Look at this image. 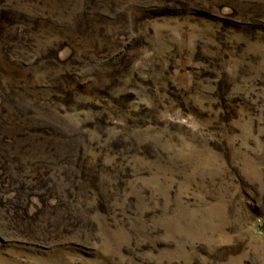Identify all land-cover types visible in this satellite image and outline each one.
<instances>
[{
  "label": "rangeland",
  "instance_id": "1",
  "mask_svg": "<svg viewBox=\"0 0 264 264\" xmlns=\"http://www.w3.org/2000/svg\"><path fill=\"white\" fill-rule=\"evenodd\" d=\"M264 0H0V264H264Z\"/></svg>",
  "mask_w": 264,
  "mask_h": 264
},
{
  "label": "trees",
  "instance_id": "2",
  "mask_svg": "<svg viewBox=\"0 0 264 264\" xmlns=\"http://www.w3.org/2000/svg\"><path fill=\"white\" fill-rule=\"evenodd\" d=\"M262 226V228H263V230H264V224L263 225H261Z\"/></svg>",
  "mask_w": 264,
  "mask_h": 264
}]
</instances>
